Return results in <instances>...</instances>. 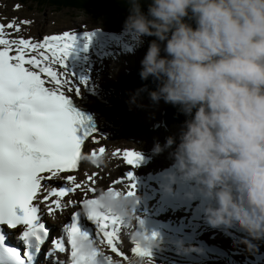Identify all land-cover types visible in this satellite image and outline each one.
Returning a JSON list of instances; mask_svg holds the SVG:
<instances>
[{"label": "clouds", "instance_id": "1", "mask_svg": "<svg viewBox=\"0 0 264 264\" xmlns=\"http://www.w3.org/2000/svg\"><path fill=\"white\" fill-rule=\"evenodd\" d=\"M123 3V30L138 45L142 37L154 38L138 75L151 78L155 90L138 89L129 103L147 91L153 103L163 101L185 116L178 136L151 150L159 155L171 149L164 190L188 186L186 198L193 192L201 198L210 228L243 233L239 243L253 250L264 241V0ZM95 200L100 211L125 226L136 219L138 198L126 189L101 191ZM134 235L139 247L156 246L154 238ZM176 247L178 254L197 251L179 241ZM81 251L86 254L88 246Z\"/></svg>", "mask_w": 264, "mask_h": 264}, {"label": "snow or ice", "instance_id": "2", "mask_svg": "<svg viewBox=\"0 0 264 264\" xmlns=\"http://www.w3.org/2000/svg\"><path fill=\"white\" fill-rule=\"evenodd\" d=\"M27 23H17L14 18L0 23V264H34L49 236L41 222L40 205L52 216L54 210L65 207L62 200L69 193L77 189L86 194L95 192L99 179L96 172L85 173L86 183H77L72 174L66 177L61 174L73 173L87 158L82 152V146L88 148L86 141L95 149L91 153L93 159L106 151L98 146L100 134L88 124V118L70 107L69 97L79 95L78 84L85 85L84 80L75 78L66 63L77 40L76 32L45 36L37 42L19 36L21 25ZM93 35L94 32H83L81 39L87 42ZM86 47L87 43L85 50ZM112 155L119 156L132 169L141 161V155L134 151H117ZM122 176L127 182V195H134L133 173L125 171ZM57 180L64 184H56ZM74 203L68 200L69 205ZM80 207L83 217L94 226L95 234L81 222L80 213L71 214V223L63 226V235L70 246L67 264H120V260L105 254V246L127 261L119 247L122 222L100 211L95 198L83 199ZM3 226L7 229L19 226L22 254L18 247L6 244ZM51 243L54 252H65L63 240L52 239ZM133 244L131 253L148 258L151 264L149 251L139 247L135 240ZM84 245L89 248L86 254L81 251Z\"/></svg>", "mask_w": 264, "mask_h": 264}, {"label": "bare ground", "instance_id": "3", "mask_svg": "<svg viewBox=\"0 0 264 264\" xmlns=\"http://www.w3.org/2000/svg\"><path fill=\"white\" fill-rule=\"evenodd\" d=\"M48 29V27L45 28L44 25L41 24H38L33 28H27L28 32H26V38H33L32 40L39 42L40 40L37 39V35H43V38L45 36H51V31ZM83 32L85 31H80L76 34L77 40L72 50L76 48L78 54L77 56L79 57L81 55L80 58H83L85 57L83 54L84 52L95 48L92 41L99 43L103 42V48H106L107 54L112 55L113 60H116L114 62V64L116 63L115 70H113L114 73L111 74V77L117 80L118 85H109L112 89L109 86L101 87L100 91L98 90L101 94L88 91L83 94H79L78 96L73 95L74 99L79 103L95 109L98 116V127L96 128V131L100 134L97 136V139L101 142L98 146L104 147L106 151L104 155H97L95 159L87 153V158L82 160L78 165L77 170L73 172L75 175L72 174L74 177L78 176V178L76 177L77 183H86L87 178L85 173L91 175L93 172H96L99 179L97 181V185L95 186V192L86 194L82 189H78L71 196L68 195V199L65 198L64 201L62 200L65 207L62 210H54L52 216L46 215L47 208L42 205V210L46 215V220L53 224L52 230L56 236L59 235L60 232V223L63 220H67V215H69L72 210L68 204V200L78 201L86 195L95 196L98 190L107 189L109 184L116 180L117 177L123 178L122 173L125 171H131L133 173V177L145 175L147 173L159 174L169 169L172 164L169 154L166 153H163L162 156L152 163L140 154V163L135 169H132L127 167L119 156L112 155L117 151L123 152L128 150L129 143H118L113 141L114 138L110 139L112 137L110 134L111 128L117 124H121L123 127V125L125 126L128 121L134 119L136 121L141 120L143 122H150L160 109L162 103H153L150 99H140L142 100L141 102L137 100L136 104L129 103L133 91L121 87L120 85L123 83V77L129 71L140 68V63L137 60L126 61L116 56H120V53L116 51V44L129 47L130 44L127 43L126 40L123 42V38L121 39L120 37L114 36L106 39L100 36L99 32H94L91 40L85 42L81 39ZM85 43H87L86 50ZM99 50L100 49H95L94 51L97 55L102 56L103 54L100 53ZM72 58L73 55L70 53L66 62L73 68V70L78 73L81 72L78 67L79 64L81 65L80 59L71 60ZM117 70L121 72L119 75H116ZM180 129H175L174 133L179 134ZM86 144H88V152L95 150L90 141H87ZM126 183L127 182L125 181L121 185L117 186L111 184V187H117L118 190L124 191L127 189ZM188 191V186L179 184L175 185L170 200L168 202L163 200L164 205H161L163 207V211L158 219L146 216L143 210L139 209V211L135 214L136 219L127 226L123 225L119 233V237L121 239L119 247L127 256L128 260L125 261L121 257H116L114 253L109 252L114 257V260H120V264H129V262H131V264H136V261L141 260V258L135 257L131 253V247L135 246L133 244V241L135 240L134 234H144L147 228H151L159 231L158 233L166 241L165 243H167L155 246L149 250L151 264H238V254L235 253V251H231L229 248L218 244L216 239L213 236H210L209 230L212 228L204 222L202 214L204 202L194 192L192 193L191 199L186 198V193ZM135 193L139 196L144 193L146 199H151V201H148L145 204L149 214L159 208V201L163 198L162 194L159 193V186L155 184L147 186V188L141 192L135 191ZM153 195L155 199H153ZM195 200H198L199 202L196 203ZM180 224H183L186 228H180ZM190 232L193 235L192 237H189L188 235L185 236L186 233ZM178 241L182 243L185 248L192 247L197 251L191 252L187 255L178 254L176 247ZM142 260L143 264H148V258H144Z\"/></svg>", "mask_w": 264, "mask_h": 264}, {"label": "rangeland", "instance_id": "4", "mask_svg": "<svg viewBox=\"0 0 264 264\" xmlns=\"http://www.w3.org/2000/svg\"><path fill=\"white\" fill-rule=\"evenodd\" d=\"M13 18L17 23L20 21L28 22L25 25H21V32L19 33V36L21 37H26V32H28L27 28H33L36 25L41 24L44 25L45 28H49L48 30L51 31V36L60 35L66 31L76 32V34L80 31H85L99 32L100 36L106 39H109V37L113 36L120 37L121 39L123 38V42L126 40L130 45L129 47H125L121 44H116V51L120 53V56H116L126 61L137 60L140 63L147 51V49H144L143 43L138 45L133 35L126 33L123 30V26H118L115 29L108 30L102 21L93 20L90 17L81 14L78 15L62 10L57 12L55 9L49 7L40 8L29 3L21 5L16 0H0V22L5 23L9 20H12ZM42 38L43 35H37V39L42 40ZM141 39L143 41L144 37ZM92 44H94L95 48L84 52L83 54L85 57L83 58H80L81 55L78 57L77 53H71L73 55L71 60L80 59L81 65L79 64L78 67L80 68L81 72L78 73L77 71L73 70V68L70 67L66 62L69 70L74 74L75 78L77 80L85 81L84 86L79 85L78 82H76L81 88L79 94H83L88 91L101 94V92H99L101 87L118 85L117 80L111 77V74L114 73L113 70H115L116 63L114 64V62L116 60L114 61L112 55L107 54L106 48H103V42L99 43L92 41ZM95 49H100L99 51L103 55H97L94 51ZM161 55H164L163 52H161ZM54 67H56L57 71H59L57 66ZM120 73L121 72L119 70L116 71V75H119ZM120 86L131 90L130 87L124 85L123 83H121ZM110 88L112 89V87ZM137 100H139V102L142 101L140 99ZM76 102L78 101L76 100ZM159 102H161L162 105L150 122H143L141 120L136 121L134 119L128 121V123L125 126L123 125V127L121 124L113 126L110 133L112 136L110 139L114 138L113 141L118 143H129L128 150H135L136 152L141 153L151 163L155 162L160 156H162L163 153L169 154L171 151V149H168L159 155H153L151 151L153 145L155 143H159L161 146H163L165 139L169 136L175 139L178 134H175L174 130L180 129L183 125L168 124L164 118L165 109L168 104H165L163 101ZM84 106L95 112L93 107H88L87 105ZM87 152L88 149L86 150V154ZM209 234L216 239L218 244H221L222 246L227 247L231 251H235V253L238 254V264H264V252L262 251L264 248V241L255 242L254 249L248 250L243 244L239 243V241L244 236V234L240 233L239 231L229 230L228 232H221L218 229H211L209 230Z\"/></svg>", "mask_w": 264, "mask_h": 264}, {"label": "trees", "instance_id": "5", "mask_svg": "<svg viewBox=\"0 0 264 264\" xmlns=\"http://www.w3.org/2000/svg\"><path fill=\"white\" fill-rule=\"evenodd\" d=\"M21 5L31 4L36 7H49L81 14L93 20L102 21L108 30L123 26L124 20L128 15L127 8L123 0H16ZM141 10L146 12V5L142 4ZM153 37H144L143 47L147 49L148 43ZM165 121L168 124H183L185 116L178 112L177 108L168 104L165 109ZM264 252V248L262 249Z\"/></svg>", "mask_w": 264, "mask_h": 264}, {"label": "water", "instance_id": "6", "mask_svg": "<svg viewBox=\"0 0 264 264\" xmlns=\"http://www.w3.org/2000/svg\"><path fill=\"white\" fill-rule=\"evenodd\" d=\"M140 68L134 69L129 71L124 77H123V84L129 86L131 88V90L133 91V93L136 92V90L138 89H147L148 91L151 90H155V82L152 81L151 78H149L148 80L142 81L139 78V73ZM139 99H149L148 95H147V91H143L139 94ZM147 237L149 239L154 238V244H158L159 241L157 240L156 234L154 232H152L151 234L147 235Z\"/></svg>", "mask_w": 264, "mask_h": 264}]
</instances>
